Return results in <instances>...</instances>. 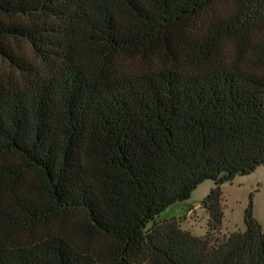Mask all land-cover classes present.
I'll use <instances>...</instances> for the list:
<instances>
[{
    "label": "trees",
    "instance_id": "trees-1",
    "mask_svg": "<svg viewBox=\"0 0 264 264\" xmlns=\"http://www.w3.org/2000/svg\"><path fill=\"white\" fill-rule=\"evenodd\" d=\"M263 163L264 0H0V264H264L221 232Z\"/></svg>",
    "mask_w": 264,
    "mask_h": 264
},
{
    "label": "rangeland",
    "instance_id": "rangeland-1",
    "mask_svg": "<svg viewBox=\"0 0 264 264\" xmlns=\"http://www.w3.org/2000/svg\"><path fill=\"white\" fill-rule=\"evenodd\" d=\"M215 187L212 179L200 183L191 197L170 205L158 220L175 219L180 228L196 236H204L208 230L209 214L203 201ZM223 223L222 233L246 230V211L252 206L253 216L264 229V163L247 175H237L232 181L221 186Z\"/></svg>",
    "mask_w": 264,
    "mask_h": 264
}]
</instances>
